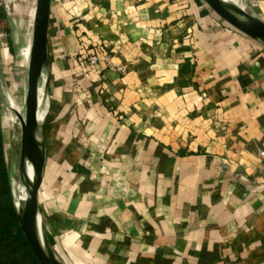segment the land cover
Here are the masks:
<instances>
[{
	"label": "crops",
	"instance_id": "1",
	"mask_svg": "<svg viewBox=\"0 0 264 264\" xmlns=\"http://www.w3.org/2000/svg\"><path fill=\"white\" fill-rule=\"evenodd\" d=\"M99 47L120 71L87 67ZM48 57L39 208L62 264H264L263 44L204 0H51Z\"/></svg>",
	"mask_w": 264,
	"mask_h": 264
},
{
	"label": "water",
	"instance_id": "2",
	"mask_svg": "<svg viewBox=\"0 0 264 264\" xmlns=\"http://www.w3.org/2000/svg\"><path fill=\"white\" fill-rule=\"evenodd\" d=\"M207 6L231 27L264 45V21L241 4L227 0H204ZM51 0H36L32 39L27 64L24 114L20 120V158L15 191L20 229L40 264H62L44 229L39 208V190L46 160V141L41 111L46 103L48 80V27ZM4 80L0 64V85ZM43 88L41 95L40 91ZM19 178L21 182L19 184Z\"/></svg>",
	"mask_w": 264,
	"mask_h": 264
},
{
	"label": "rangeland",
	"instance_id": "3",
	"mask_svg": "<svg viewBox=\"0 0 264 264\" xmlns=\"http://www.w3.org/2000/svg\"><path fill=\"white\" fill-rule=\"evenodd\" d=\"M32 2L33 0H8L11 6V14L9 16L0 10V32L3 33L0 36L1 71L2 73L5 72V76L11 73L13 78V82L11 81L9 84L10 86L7 87L5 82L3 84L1 105L5 157L10 170V180L12 182L15 201L21 129L17 113L11 107L19 110L21 114H24V100L27 90V54L29 52L31 38L29 20L34 7ZM10 43L14 46L13 50L9 47ZM7 95L8 97L6 98ZM4 117L13 119L14 122H9L6 125L4 123Z\"/></svg>",
	"mask_w": 264,
	"mask_h": 264
},
{
	"label": "trees",
	"instance_id": "4",
	"mask_svg": "<svg viewBox=\"0 0 264 264\" xmlns=\"http://www.w3.org/2000/svg\"><path fill=\"white\" fill-rule=\"evenodd\" d=\"M0 95V264H40L22 233L5 157Z\"/></svg>",
	"mask_w": 264,
	"mask_h": 264
},
{
	"label": "built area",
	"instance_id": "5",
	"mask_svg": "<svg viewBox=\"0 0 264 264\" xmlns=\"http://www.w3.org/2000/svg\"><path fill=\"white\" fill-rule=\"evenodd\" d=\"M0 10H2L8 16L11 14V6H10V3H8V0H0ZM1 35H3V33L0 32V36ZM29 50H30V46H29ZM27 59H29V52L27 54ZM100 61L104 62V64L108 68H111L113 70L120 71L122 69L120 66H117L116 64H114L112 62L111 52L108 51L107 48L99 47V48H97L96 50H94L92 52L91 51L88 52L86 54V56H85V64L89 68L95 67ZM2 89H3V86L0 85V95H2V93H1ZM7 97H8V95L6 96V98ZM46 107L47 106L45 104L44 107H43V111H45ZM11 109L15 110L13 107H11ZM16 113H17V111H16ZM18 113H20V112H18ZM260 155H262V157L264 159V152H261Z\"/></svg>",
	"mask_w": 264,
	"mask_h": 264
},
{
	"label": "bare ground",
	"instance_id": "6",
	"mask_svg": "<svg viewBox=\"0 0 264 264\" xmlns=\"http://www.w3.org/2000/svg\"><path fill=\"white\" fill-rule=\"evenodd\" d=\"M227 1H230V2H236L238 4H240V0H227ZM41 95L43 93V88H41V91H40ZM9 100V99H8ZM17 112H19V110L15 109ZM15 114V113H14ZM44 115V111H41V116ZM9 122H14L13 119H9V118H4V123L7 125ZM21 182V179L19 178V184Z\"/></svg>",
	"mask_w": 264,
	"mask_h": 264
}]
</instances>
